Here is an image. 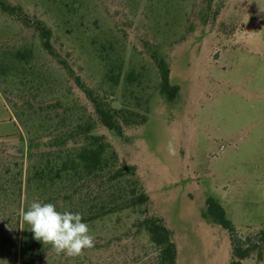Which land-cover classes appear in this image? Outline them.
Wrapping results in <instances>:
<instances>
[{
	"label": "rangeland",
	"instance_id": "rangeland-1",
	"mask_svg": "<svg viewBox=\"0 0 264 264\" xmlns=\"http://www.w3.org/2000/svg\"><path fill=\"white\" fill-rule=\"evenodd\" d=\"M5 1L44 21L55 47L91 86L105 72L95 50H126L124 71L146 75L149 121L126 139L104 133L121 162L137 167L153 211L174 234L178 263L231 264L230 236L208 216L206 200L223 205L243 241L264 228V0H213L210 7L206 0ZM8 41L32 47L46 74L73 84L36 35L0 12V46ZM155 52L168 59L171 83L180 88L174 102L158 90L149 58ZM4 88L0 78V139L12 137L21 152L27 134ZM127 214L89 227L94 247L76 257L81 264H156L148 238L131 229L136 218ZM14 245L20 250L21 237L0 219V261L13 264ZM241 264H264V252Z\"/></svg>",
	"mask_w": 264,
	"mask_h": 264
},
{
	"label": "trees",
	"instance_id": "trees-1",
	"mask_svg": "<svg viewBox=\"0 0 264 264\" xmlns=\"http://www.w3.org/2000/svg\"><path fill=\"white\" fill-rule=\"evenodd\" d=\"M206 1L210 7L213 0ZM0 12L36 35L46 55L73 83L61 85L46 74L35 61L32 47L25 44L18 48L10 41L0 46L3 93L27 134V147L21 152L15 150L12 137L0 139V219L15 238L21 237L20 250L14 245L12 251L13 264L71 261V257L57 255L50 245L35 240L27 224L24 229L19 227L21 206L27 209L34 200L53 203L61 212H78L89 227L125 213L135 216L131 229L148 238L156 264H179L174 234L165 219L153 211L137 167L121 162L104 133L126 139L130 131L148 123L152 94L146 75L134 69L125 72L126 50L103 45L95 54L105 72L101 83L91 86L82 70L76 72L55 47L53 32L44 21L5 0H0ZM149 58L158 71L160 94L174 102L180 88L171 83L168 59L157 52ZM118 88L121 95L116 93ZM206 207L212 221L230 236L231 264H241L254 254L262 257L264 228L243 241L219 201L208 197ZM74 260L73 264L82 262L81 258ZM0 264L12 262L8 258Z\"/></svg>",
	"mask_w": 264,
	"mask_h": 264
},
{
	"label": "clouds",
	"instance_id": "clouds-1",
	"mask_svg": "<svg viewBox=\"0 0 264 264\" xmlns=\"http://www.w3.org/2000/svg\"><path fill=\"white\" fill-rule=\"evenodd\" d=\"M169 152L174 154L171 143ZM19 217V227L24 229L27 224L33 238L44 245H50L57 255L79 257L84 254L85 249L94 247L95 238L78 212H61L53 203L34 200L27 209L21 206Z\"/></svg>",
	"mask_w": 264,
	"mask_h": 264
}]
</instances>
